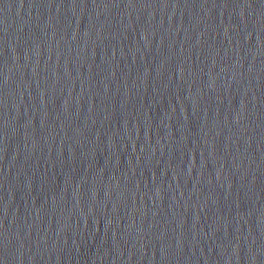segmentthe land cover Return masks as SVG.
<instances>
[{"label": "water", "instance_id": "obj_1", "mask_svg": "<svg viewBox=\"0 0 264 264\" xmlns=\"http://www.w3.org/2000/svg\"><path fill=\"white\" fill-rule=\"evenodd\" d=\"M0 264H264V0H0Z\"/></svg>", "mask_w": 264, "mask_h": 264}]
</instances>
